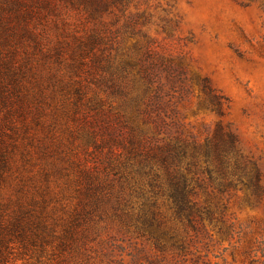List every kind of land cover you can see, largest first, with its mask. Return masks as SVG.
Segmentation results:
<instances>
[{
    "label": "rangeland",
    "instance_id": "rangeland-1",
    "mask_svg": "<svg viewBox=\"0 0 264 264\" xmlns=\"http://www.w3.org/2000/svg\"><path fill=\"white\" fill-rule=\"evenodd\" d=\"M156 93L237 139L193 215L129 142ZM0 264H264V0H0Z\"/></svg>",
    "mask_w": 264,
    "mask_h": 264
},
{
    "label": "trees",
    "instance_id": "trees-1",
    "mask_svg": "<svg viewBox=\"0 0 264 264\" xmlns=\"http://www.w3.org/2000/svg\"><path fill=\"white\" fill-rule=\"evenodd\" d=\"M163 104L159 93L148 98L146 111L142 112L143 122L148 130L134 131L129 142L133 148L136 147L150 155L138 163L139 167H142L141 170L146 171L144 174L149 178L150 186L162 188L165 175L169 196L178 208L179 215L187 212L193 215L197 204L192 202L193 190L190 186L192 180L183 170L185 161L190 159L189 171L194 169L199 172L202 168L201 159L205 157L207 165L204 170L209 173L210 180L214 181L217 177L224 180L228 178L225 169L230 166L231 156L239 152L237 139L233 132L221 128L213 140L202 145L195 136L186 133L180 122L167 113L163 114L165 112ZM125 140L120 133L113 142ZM235 166L237 168L238 164Z\"/></svg>",
    "mask_w": 264,
    "mask_h": 264
}]
</instances>
